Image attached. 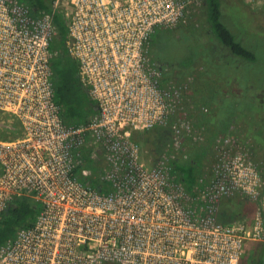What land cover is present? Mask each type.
Here are the masks:
<instances>
[{"label": "built area", "instance_id": "1", "mask_svg": "<svg viewBox=\"0 0 264 264\" xmlns=\"http://www.w3.org/2000/svg\"><path fill=\"white\" fill-rule=\"evenodd\" d=\"M33 11L0 0V220L17 198L33 225L0 246V264H242L264 243V155L250 136L213 133L194 98L202 67L163 80L150 41L191 21L200 0H49ZM95 104L66 123L51 67L53 17ZM167 138L148 153L139 136ZM154 157V158H152ZM177 160L200 164L188 181ZM98 171V174L95 172ZM243 210L220 220L221 204Z\"/></svg>", "mask_w": 264, "mask_h": 264}, {"label": "trees", "instance_id": "2", "mask_svg": "<svg viewBox=\"0 0 264 264\" xmlns=\"http://www.w3.org/2000/svg\"><path fill=\"white\" fill-rule=\"evenodd\" d=\"M200 1L201 16L198 18V23L190 21L184 25H179L187 26L192 22L200 25V39L203 41L204 46L207 47V56H209L210 59L206 62L204 60L205 57L200 53V61L197 62L202 65L196 64L195 67L201 66L202 72L196 76L194 93H196L195 87H200L198 91L203 97L202 93H204L207 88H210V97H213L215 102L222 103V98H235L236 90L237 93H241L242 99H250L256 106H258V104L262 105L263 99L261 93H259V88L255 90L256 86L248 83L246 89L242 91L243 89H240L236 83L237 79H239L237 75L240 70H243L241 71L242 73L249 72V69H244L242 67L243 61L252 63L256 60L255 55L251 51L236 41L235 36L223 22L229 15L226 11L227 5L236 4L238 2L236 0ZM21 2L29 5L33 11H50L49 0H21ZM262 17L264 18V15H262ZM262 17L261 22L263 20ZM229 23L230 22H228V24ZM53 27L56 31V35L52 41V46L53 49L60 51V54L51 61V67L54 73L53 83L56 102L62 108V118L64 122L84 124L95 113V104L90 99L87 88L80 79L76 61L67 53L65 48L66 32L60 16L54 15ZM254 28L258 31L264 29L261 25L259 26L258 23L255 24ZM157 32L152 36L150 41L151 53L153 39ZM154 61L161 70L164 81L179 78L182 74H169V67L164 59H158L156 57ZM209 62L210 64L208 65ZM220 65L225 67V74L219 72L222 70H218ZM245 91L247 93H245ZM207 106L210 113L206 120L208 128L213 133L227 132L231 126L228 128L222 127V124L219 123L220 121L216 119V116L221 111H215V108L212 107L211 109L210 105ZM250 118H248L246 122L244 121L243 127L241 126L239 129H235V131L237 130L238 133H242L246 137H248L246 129L247 131L251 129V131L259 133V126L264 121V112L257 113ZM166 138L167 132L161 129V131L154 133L153 139L151 137L149 138L151 139L149 143L153 144L155 141L156 144L162 145ZM253 140L257 143L262 155H264V142L259 139ZM199 162V160H197V162L177 160L173 163V172L180 180L184 181L188 190H191L188 181L192 179L194 171L200 164ZM241 210H243V208L237 199H227L221 204L219 213L220 220L224 222L235 220ZM37 212L38 204L31 199L17 198L14 200L2 214L0 220V246L13 238L19 229L32 226ZM242 264H264V243L254 244L248 256L243 259Z\"/></svg>", "mask_w": 264, "mask_h": 264}, {"label": "rangeland", "instance_id": "3", "mask_svg": "<svg viewBox=\"0 0 264 264\" xmlns=\"http://www.w3.org/2000/svg\"><path fill=\"white\" fill-rule=\"evenodd\" d=\"M236 1L238 3L235 2L236 4L227 5L226 11L229 15L223 22L235 36L236 41L251 51L256 57V60L252 63L243 61L242 67L244 69H249V72L242 73L241 71L243 70H240L237 75L239 79H237L236 83L240 89H243L242 91L246 89L248 83L255 85V90L259 88L263 104H258V107L254 102L252 103L250 99H242L241 93H237L236 90L235 98H222V103L215 102L213 97H210V88L205 90V94L202 93L203 98L198 91L200 87H195L196 93H193V96L198 103L204 104L205 106L210 105L211 109L213 107L215 111H221L216 116V119L220 121L219 123L222 124V127L228 128L229 126H233L235 129H239L241 126L243 127L244 121L246 122L248 118L253 117L257 113L264 112V29L258 31L254 28L256 23L264 28V18L262 17V15H264V0ZM200 7L191 21L198 23V18L201 16ZM261 17L263 18L262 22ZM228 22H230V25ZM196 23L192 22L190 25L179 26L174 29L160 28L153 39L151 55L154 59L157 57L158 59L166 60V64L169 67V74L182 73L180 75V77H182L195 70L196 64L202 65L197 62L200 61V53L205 57L204 60L206 62L210 60L209 56H207V47L204 46L203 41L200 39V25ZM209 64L210 62L208 65ZM224 68L223 65L218 67V70L222 69L219 71L221 74H225ZM245 93L247 92L245 91ZM5 125L9 126L11 122L9 118L0 115V136L2 137L5 136L3 135V129L6 128ZM259 127V133L251 131V129L247 131L246 129V134L250 136V138L255 140L259 139L264 142V121ZM158 131H161V129H155L154 133ZM154 133H143L138 139L139 144L144 145L142 146L144 150H147L148 153L152 152L155 154V152L161 149V145L156 144L155 141L153 144L149 143L151 140L149 138L151 137L153 139ZM95 174H98V171H96ZM247 256L248 254L246 257Z\"/></svg>", "mask_w": 264, "mask_h": 264}]
</instances>
